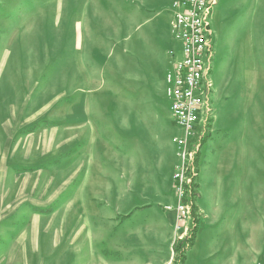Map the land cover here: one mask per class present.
Returning <instances> with one entry per match:
<instances>
[{"label": "rangeland", "instance_id": "rangeland-1", "mask_svg": "<svg viewBox=\"0 0 264 264\" xmlns=\"http://www.w3.org/2000/svg\"><path fill=\"white\" fill-rule=\"evenodd\" d=\"M121 10L110 4L91 11L88 0H0V264H166L159 245L168 233L166 206L176 202L172 141L182 131L164 75L170 51L181 56L180 44L163 19L162 27L139 26L136 13ZM251 54L264 67V45ZM221 56L217 50L210 117L197 128L189 217L197 160L204 162L222 101ZM258 70L257 101L236 118L243 127L251 122L233 169L251 164L247 178L264 195V126L252 120L256 113L264 120V68ZM163 196L174 203L158 204ZM257 210L264 213L263 196ZM173 213L175 258L190 232L177 245L183 233Z\"/></svg>", "mask_w": 264, "mask_h": 264}, {"label": "crops", "instance_id": "crops-1", "mask_svg": "<svg viewBox=\"0 0 264 264\" xmlns=\"http://www.w3.org/2000/svg\"><path fill=\"white\" fill-rule=\"evenodd\" d=\"M110 4L121 7L124 13L131 10L136 13L139 26L158 21L162 27L163 19L171 31V0H122L121 5L114 0L112 3L111 0H88L91 11L96 12L99 7ZM147 13L151 15L147 16ZM210 22L215 54L217 50L222 54L217 72L218 100L222 101L218 104L210 137L205 139L204 162H201L202 158L197 160L196 208L193 217L181 222L183 239L177 245L189 237L193 227L195 229L190 245L183 253V262L179 264H264V213L257 210L258 199L264 195L258 190L257 181L252 183L247 178L253 171L251 164L237 174L233 169L240 142L250 139L247 125L251 119H246L247 124L243 127L236 118L239 110L246 111L252 100L257 101L258 67L262 71L264 68L258 65L257 56L251 54L253 47L264 45V0H217ZM177 58L180 57L175 54L171 57L167 72ZM252 120L254 127L264 126V120L258 119L257 113L256 119ZM262 136L261 140H264V130ZM172 144L176 149L173 141ZM247 156L253 157L252 152L249 151ZM173 203L174 198L169 196L161 197L158 202ZM166 212L170 213L164 220L169 226L168 233L159 248L168 253L166 264H173L169 240L176 234L174 213L173 210Z\"/></svg>", "mask_w": 264, "mask_h": 264}, {"label": "built area", "instance_id": "built-area-1", "mask_svg": "<svg viewBox=\"0 0 264 264\" xmlns=\"http://www.w3.org/2000/svg\"><path fill=\"white\" fill-rule=\"evenodd\" d=\"M216 4L217 0H171V36L180 44L181 56L164 79L170 114L182 135L173 138L179 158L172 174L176 202L166 210L175 211L178 222L190 216L189 190L196 174L191 163L199 149L197 128L210 117L207 97L212 92L215 58L210 18Z\"/></svg>", "mask_w": 264, "mask_h": 264}, {"label": "trees", "instance_id": "trees-1", "mask_svg": "<svg viewBox=\"0 0 264 264\" xmlns=\"http://www.w3.org/2000/svg\"><path fill=\"white\" fill-rule=\"evenodd\" d=\"M196 187V186H195ZM192 217L194 215V212L191 213ZM194 219V218H193ZM194 227L190 230V237L188 238L187 242L185 243L184 247H183V244L182 247L180 248H177L176 249V257L174 258V261H173V264H179V263H182L183 262V253L185 251V249L190 245V240L192 238V234H193V231H194Z\"/></svg>", "mask_w": 264, "mask_h": 264}]
</instances>
